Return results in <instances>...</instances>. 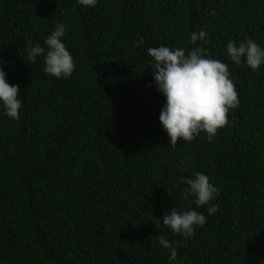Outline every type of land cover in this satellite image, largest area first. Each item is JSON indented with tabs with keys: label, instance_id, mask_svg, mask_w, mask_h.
<instances>
[{
	"label": "trees",
	"instance_id": "1",
	"mask_svg": "<svg viewBox=\"0 0 264 264\" xmlns=\"http://www.w3.org/2000/svg\"><path fill=\"white\" fill-rule=\"evenodd\" d=\"M58 23L68 79L27 59ZM200 29L207 42L192 44ZM249 38L264 47V0H0V67L22 101L17 120L0 109V264H169L162 234L175 264H264V66L226 52ZM160 45L229 65L240 104L211 142L170 146L147 53ZM196 172L219 189L218 210L196 209L206 222L185 238L161 217L196 208L182 181Z\"/></svg>",
	"mask_w": 264,
	"mask_h": 264
},
{
	"label": "clouds",
	"instance_id": "2",
	"mask_svg": "<svg viewBox=\"0 0 264 264\" xmlns=\"http://www.w3.org/2000/svg\"><path fill=\"white\" fill-rule=\"evenodd\" d=\"M82 7L95 8L98 0H77ZM67 25L58 23L54 30L40 43H26L27 59L35 63L43 57V72L54 78L68 79L75 70L73 56L67 49L64 39ZM205 29L190 33L192 44L207 42ZM143 44V39L135 41ZM226 52L237 66L246 64L252 71L258 72L264 66V47L254 39L236 42L229 40ZM148 55L152 58L149 65L153 72L156 89L166 98L160 115L163 130L169 137L170 146L178 141H193L201 132L211 142L218 130L228 121V113L240 104L238 93L229 72V65L212 58L202 46L194 47L186 53L184 48H171L166 45L149 47ZM20 86L8 82L7 73L0 67V109L13 120L20 117L22 101L19 98ZM186 187L185 199L194 196L196 208L179 211L171 208L162 217L164 225L175 235L190 238L195 229L206 222L203 212L196 209L207 206V213L213 215L218 205L212 201L219 195V189L210 182L207 174L196 172L193 176L182 178ZM159 244L169 250V264L177 260V248L162 234ZM179 243V242H177Z\"/></svg>",
	"mask_w": 264,
	"mask_h": 264
}]
</instances>
